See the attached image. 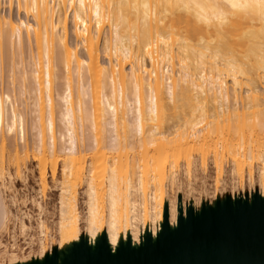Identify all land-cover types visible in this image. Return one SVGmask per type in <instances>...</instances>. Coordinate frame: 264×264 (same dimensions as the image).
Here are the masks:
<instances>
[{"label":"bare ground","instance_id":"bare-ground-1","mask_svg":"<svg viewBox=\"0 0 264 264\" xmlns=\"http://www.w3.org/2000/svg\"><path fill=\"white\" fill-rule=\"evenodd\" d=\"M17 5L26 18L0 15L1 73L8 58L9 84L19 86V99L33 114L32 140L25 138L22 148L37 163L40 187L45 191L48 171L57 176L60 165L63 180L56 241L51 247L41 241L37 254L14 253L0 264H264V247L251 252L259 231L264 242L261 200L259 212L247 216L230 207L222 192L192 196L183 204L181 193L174 200L166 191L181 168L196 163L194 146L221 131L235 170L247 160L264 164V0H17ZM13 97L0 90V139L20 166L25 120ZM226 109L237 118L229 115L221 129L216 117ZM169 118L180 120L173 125L176 139L165 137ZM90 128L96 142L88 144ZM133 129L136 141L129 137ZM108 132L113 143L111 136L104 142ZM107 142L115 150L111 155ZM213 162L220 174L219 148ZM85 171L89 217L83 231L76 181ZM253 172L251 163V185ZM259 182L264 192L262 174ZM104 195L106 223L97 205ZM3 196L0 188V223L6 226L11 214ZM42 205L37 225L45 237L51 229L46 230ZM165 206L175 224L163 219ZM20 216L25 232L31 215Z\"/></svg>","mask_w":264,"mask_h":264},{"label":"rangeland","instance_id":"rangeland-1","mask_svg":"<svg viewBox=\"0 0 264 264\" xmlns=\"http://www.w3.org/2000/svg\"><path fill=\"white\" fill-rule=\"evenodd\" d=\"M0 15L3 17H9L10 16L15 20H18L21 17L26 18V16L24 14L19 13L17 0H13L12 3H10L9 0H1ZM30 21H32L31 18H30ZM107 33H108V31L106 30L105 35H107ZM69 39H70L71 44L75 43L74 37L72 36L71 33H70ZM102 46H103V40H102L101 49H102ZM15 49H17V48H15ZM24 49H25V59H26L25 67H27V61L29 60L28 59L27 45H25ZM8 53H10V52H8ZM105 60L106 59L104 57H102V61L105 62ZM175 68L178 72V69H179L178 64H176ZM22 71H23V65L18 64L15 72H16V77H17L16 79L18 80L17 82H19L20 84H21V82H23V81H21L23 79ZM1 74L3 76V82L1 81ZM12 74H13V71H12L11 66H10V61L7 58L5 60L4 70L2 73H1V68H0V90L5 92V93L10 94L12 96V98H14L13 96H17L16 99H17L18 103H16V105L21 110L19 112H21V113L23 112L22 114H23L24 120H25L24 125H25V131L26 132H25L24 139L23 140L19 139V155L21 157L19 160L20 166L19 165L17 166L16 160L11 155L12 150L10 149L9 145H7V143L4 144V142L0 139V178H1L0 184L2 185L0 188L2 190V196L5 195V197L3 196L4 202L6 204V207L8 206L7 209H10L8 211L11 214V215H9L10 216L9 221L7 222L6 226L1 224L3 222L0 223L2 225V227H0V231H1L0 232V261L2 260V258H3V260H5L6 257H8L14 253L15 254L17 253L19 255V257H21V256L22 257H25V256L28 257L32 254H35V253L37 254L39 252V249H40L39 247L41 246L40 243L45 242V241L46 242L49 241L51 243V244H49L51 247V245H52L51 240H53V242L56 241V237L58 236V233H57V230H58L57 223L58 222L57 221H59L58 220L59 219V215H58L59 211L58 210L60 209L59 208L60 207L59 198H60V191H61V181L63 180V178L61 176L62 175V166L60 165L57 176H53L52 172L50 170L48 171V175H47V186H48V188L46 186V189L44 191L42 189V187H40L41 183H40V177H39V172H38V168H37V163L35 161H33L31 159V155H27L26 152L22 148V144H23L22 141L28 139V141L31 143V140H32L31 134H33V133H31L32 132L31 126H32V121H33L32 120L33 114L31 112L30 108L26 109L24 103L21 102V100L19 99V91H18L19 86L17 85V87L14 90L11 87V85L9 84V80L11 79ZM226 80H227V85L229 87H231L232 83H231V81H229V77H226ZM223 113L221 112V115L220 116L218 115V117H216V118H219V121H220L219 125H220L221 129L226 124H228L227 120H229V118H228L229 115L233 119L237 118L234 114L235 112H233V111L230 112V113H232V115L229 112H227V109ZM239 113L241 116L243 115L242 111ZM246 114H247L246 118L251 117V115L249 114L248 111L246 112ZM212 118L213 117H211V119ZM233 119H231V121ZM178 121H180L178 118H171V119L169 118L168 119V121L166 122V124L163 128V131L165 132V137H167L168 139H176L177 138L176 137V131H175L176 128H173V125H175V123H177ZM88 129H89V127H88ZM90 130H89V132L88 131L86 132L87 133L86 136L89 137L88 140L86 141L88 144L96 142V139H95L96 134L95 133L91 134L90 132H92L93 130L91 128H90ZM88 133H90L91 135ZM110 133H113V132L110 131ZM93 135H95V137ZM111 135L109 134V132L106 133L105 138H104L105 139L104 142L110 141V138L112 137ZM90 136L91 137L93 136V138H92V141L94 139L93 142H88V141H90V138H91ZM109 136H111V137H109ZM223 136H224V132L221 131V133L219 135H217V134L214 135L207 142L204 141V143H203V140L201 141V139H200L201 142H198L199 144H196L194 146V148L192 149V154L195 156L196 163H194L190 167L184 166L183 168H181L180 172L176 175L177 177H176L174 183L173 184L167 183V185H166L167 194L169 193V196H171V198H173L174 196L176 197V195L178 196V194L181 193L183 196L180 197L181 194H179L178 197H180L181 198L180 200L182 202L184 201L183 204H185V202H187V203L189 202V200L192 198V196H194L195 199L196 198L200 199V196H202V194L203 195L208 194L209 197L212 198L215 193H217V192L221 193L222 192V193H225L230 207L233 208V205H236L238 209L244 210L245 214L247 213L246 214L247 216L252 215L253 214L252 210L254 212H256V211L259 212L260 206H261L260 202H259L260 198L255 197L252 199V197H254L255 192H260V190H259L260 189V187H259L260 182L259 181H260L261 174H262V178L264 179V164L260 160H255V159L252 161L247 160L244 163V165L242 166V168L241 167L238 168V171L235 170L233 167V164L231 163V161L229 159L228 153L224 151L225 149H223L224 144H225L223 142V140H224ZM129 137H130L131 141L137 140L138 137L136 136V132L134 129L130 132ZM25 138H27V139H25ZM107 138L109 140H107ZM112 139H113V137L111 138V143H113ZM2 143L4 145H2ZM111 143L110 142L105 143L107 146V148H105V149L109 150V152L107 151L108 155L113 154L111 152H113L114 148H112L113 150L111 148L108 149V146L113 147L112 145H110ZM88 144H86V145L88 146ZM215 146H217V147H215ZM214 148H219L223 152V170L221 171L220 174H218V172L215 168L214 162H213ZM91 149H93V148L91 147ZM91 149H89V151H91ZM110 150H111V152H110ZM114 152H115V150H114ZM87 153H89V152H87ZM90 154H92V152H90L89 155ZM204 155H206L207 159H205ZM23 158H25V161H23ZM251 163L254 167V172H253V183H254V185L253 184L251 185V183H250L249 170H250V164ZM18 172H19V174H18ZM20 172H21V174H20ZM81 177H80L81 180L79 179L76 181V193L78 195L77 199H78V207H79V221H80L79 223H80L81 227L84 225V227H82V228H85V229H83V231H85L87 229L85 225H88V222H87V219H84V218L89 217V216L86 217V214L89 215V213H88L89 209L87 207L88 206V204H87L88 200L86 201V199H88V195H87V191H86L87 186L85 183L86 180H88L87 171H85ZM4 182L6 183L7 188L4 187V184H3ZM55 183H56V185H55ZM251 186H252V188H251ZM39 190H40V192H39ZM252 194H253V196H252ZM190 195H191V197H190ZM35 197H36V200H35ZM178 197H176V198L178 199ZM13 198H15L16 200ZM105 198L107 199V195H104V198L101 199V203L98 202L97 205H98V208L100 209V210L99 209L98 210L102 211L101 214L105 213L104 214V216H105L104 222L106 223V221H107L106 216L108 219V215H107L108 214V212H107L108 211V209H107L108 208V202H106L107 200ZM176 198L174 200H176ZM183 198H184V200H183ZM14 200H15V203H14ZM43 201H44V203H42ZM36 202L39 205H42V204H43L42 206L45 205L43 207V210L46 209V211H47V212L45 211V214L47 216L44 215L45 223L47 221L49 222V223H46V225L48 224V226H46V230L51 229L49 231H45V232H47L46 233L47 236H45V237L47 239L49 238L48 240H46V238L43 235L39 236L41 231H38L39 229H38V225H37V220L39 219L40 210L38 209L39 205H37ZM231 202L233 203L232 205H230ZM99 205L100 206L103 205L102 208L99 207ZM250 205H251V207H250ZM36 209L39 210L38 215H37ZM102 209L103 210L105 209V210L103 211ZM32 211H33V213H32ZM250 211L252 213H250ZM26 212H28L31 215L32 221H29V220H27L28 218H25L26 223L28 222L27 223L28 228L30 226L31 229L30 228L26 229L25 230L26 235L27 234H29V235L24 236L25 232H22V229L20 228V226H21L20 221H18V220L21 219L20 215H22L23 213H26ZM54 212H57V213H54ZM12 213H13V215H12ZM48 213L51 216H48ZM54 214H56V215L54 217H52V215H54ZM80 217H81V219H80ZM83 219L86 222H84ZM29 222L31 224H29ZM34 222H36V224H34ZM14 224H15V226H14ZM49 224H51V225H49ZM3 226H4V229L6 228L5 230H3ZM36 227H37V230H36ZM29 230H30V232L27 233ZM32 230H35V231H32ZM52 230H54L55 232ZM8 231H10V232H8ZM33 232L34 233L36 232V233L34 234ZM259 233H261V235ZM259 233L258 234L260 236L258 235L257 244L251 247L252 253H256L258 251V249H261L264 247L263 234L261 231H259ZM36 234H38V235H36ZM38 236H39V238H38ZM30 238L31 239L33 238L32 241L30 240ZM40 238H42V239L40 240ZM35 239L37 241L38 240L39 241L37 242ZM258 239H260V240H258ZM27 243L28 244L30 243V244L28 245ZM1 244H3V245H1ZM34 244H35L36 248H35ZM12 245L13 246L16 245V246L13 247ZM22 246H23V248H22ZM25 247H26V249H25ZM50 247L48 249V252H50L52 250ZM55 249L56 248L54 247V251H55Z\"/></svg>","mask_w":264,"mask_h":264},{"label":"snow or ice","instance_id":"snow-or-ice-1","mask_svg":"<svg viewBox=\"0 0 264 264\" xmlns=\"http://www.w3.org/2000/svg\"><path fill=\"white\" fill-rule=\"evenodd\" d=\"M233 6L235 7V5H233ZM255 197H259L261 202H262V204H264V192H256V193H254V198ZM163 212H164L163 219L166 222H170L172 224H175L177 222L176 221V217L174 215V212L173 213H169L167 206H165ZM157 218L159 219L160 217H157ZM93 224H95L94 221H93ZM93 231H95V227H93ZM113 242H115V241H113ZM39 264H43V262L41 261V262H39Z\"/></svg>","mask_w":264,"mask_h":264}]
</instances>
